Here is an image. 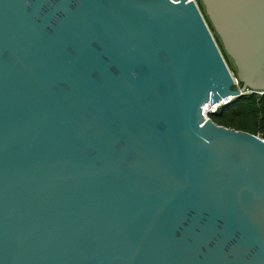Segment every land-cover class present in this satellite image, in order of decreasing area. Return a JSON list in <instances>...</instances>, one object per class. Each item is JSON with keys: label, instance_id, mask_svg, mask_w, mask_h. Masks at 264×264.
Segmentation results:
<instances>
[{"label": "water", "instance_id": "water-1", "mask_svg": "<svg viewBox=\"0 0 264 264\" xmlns=\"http://www.w3.org/2000/svg\"><path fill=\"white\" fill-rule=\"evenodd\" d=\"M199 1L0 0V264H264V139L204 115L264 0Z\"/></svg>", "mask_w": 264, "mask_h": 264}, {"label": "trees", "instance_id": "trees-1", "mask_svg": "<svg viewBox=\"0 0 264 264\" xmlns=\"http://www.w3.org/2000/svg\"><path fill=\"white\" fill-rule=\"evenodd\" d=\"M197 1L201 4L199 0ZM201 10L203 12V7ZM207 23L213 32L223 57H227L213 28L208 21ZM226 116L228 118L223 119ZM209 117L218 125L222 124L225 127L234 128L254 135L259 133L264 139V94L257 95L256 93H251L233 98L228 104L219 107L215 113L210 114Z\"/></svg>", "mask_w": 264, "mask_h": 264}, {"label": "built area", "instance_id": "built-area-1", "mask_svg": "<svg viewBox=\"0 0 264 264\" xmlns=\"http://www.w3.org/2000/svg\"><path fill=\"white\" fill-rule=\"evenodd\" d=\"M193 1L197 4V1L196 0H193ZM234 84L237 85V89H240V84H239V82L237 80H235ZM251 93H257L259 95H262L263 94V92H261V91L253 92L252 90H249V89H246L245 90V94H251ZM220 104L219 103L218 104H213V103L212 104H207L204 107V115H206V117H207V115H208L207 112H209V111H216V109L219 108Z\"/></svg>", "mask_w": 264, "mask_h": 264}, {"label": "rangeland", "instance_id": "rangeland-1", "mask_svg": "<svg viewBox=\"0 0 264 264\" xmlns=\"http://www.w3.org/2000/svg\"><path fill=\"white\" fill-rule=\"evenodd\" d=\"M197 1V0H196ZM197 4H199L198 3V1H197ZM199 7H200V9L202 8V6H201V4H199ZM202 11V10H201ZM224 60H225V62H226V64H227V66H228V69L230 70V72H232V73H234V71H235V68H234V66H233V64H232V61H231V59L227 56V57H224ZM232 89H237V85H235L234 84V86L232 87ZM257 94V93H256ZM257 95H259V94H257ZM218 109H216V111H217ZM215 111V112H216ZM209 115L210 114H208L207 115V117H209ZM226 118H228V116H226V117H224L223 119H226ZM222 125V124H221ZM223 126V125H222ZM258 137H260V138H262L261 137V134H256ZM263 139V138H262Z\"/></svg>", "mask_w": 264, "mask_h": 264}]
</instances>
